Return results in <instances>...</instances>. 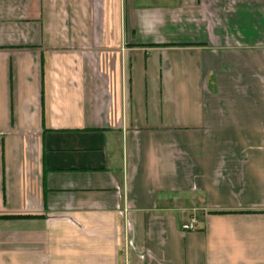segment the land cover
Here are the masks:
<instances>
[{"label":"crops","instance_id":"obj_1","mask_svg":"<svg viewBox=\"0 0 264 264\" xmlns=\"http://www.w3.org/2000/svg\"><path fill=\"white\" fill-rule=\"evenodd\" d=\"M0 264H264V0H0Z\"/></svg>","mask_w":264,"mask_h":264},{"label":"built area","instance_id":"obj_2","mask_svg":"<svg viewBox=\"0 0 264 264\" xmlns=\"http://www.w3.org/2000/svg\"><path fill=\"white\" fill-rule=\"evenodd\" d=\"M194 222V221H193ZM190 228H193V226H190Z\"/></svg>","mask_w":264,"mask_h":264}]
</instances>
